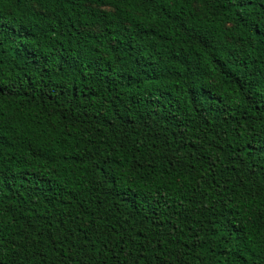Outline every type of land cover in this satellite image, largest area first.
<instances>
[{
    "label": "trees",
    "instance_id": "trees-1",
    "mask_svg": "<svg viewBox=\"0 0 264 264\" xmlns=\"http://www.w3.org/2000/svg\"><path fill=\"white\" fill-rule=\"evenodd\" d=\"M0 264H264V0H0Z\"/></svg>",
    "mask_w": 264,
    "mask_h": 264
}]
</instances>
